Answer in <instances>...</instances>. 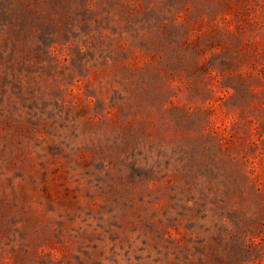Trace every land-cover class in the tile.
Listing matches in <instances>:
<instances>
[{"label": "rangeland", "instance_id": "obj_1", "mask_svg": "<svg viewBox=\"0 0 264 264\" xmlns=\"http://www.w3.org/2000/svg\"><path fill=\"white\" fill-rule=\"evenodd\" d=\"M0 264H264V0H0Z\"/></svg>", "mask_w": 264, "mask_h": 264}]
</instances>
